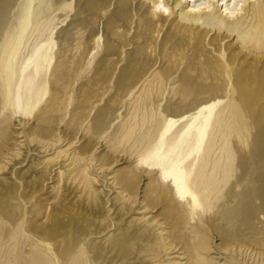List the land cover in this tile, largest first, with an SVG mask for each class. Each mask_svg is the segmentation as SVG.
<instances>
[{
  "label": "rangeland",
  "instance_id": "rangeland-1",
  "mask_svg": "<svg viewBox=\"0 0 264 264\" xmlns=\"http://www.w3.org/2000/svg\"><path fill=\"white\" fill-rule=\"evenodd\" d=\"M129 1L69 0L67 14L64 6L48 32L53 59L42 100L30 112L17 110L12 118L5 119L7 111H0V165L5 166L0 177H8L5 172L16 163V159L10 160L11 153L20 152L18 160L27 156L13 175L18 182L6 178L0 186V264L70 262L85 246L87 229L104 231L84 249L86 255H77L70 264H183L187 258V254L179 253L183 250L189 259L202 251L218 264H261L256 257L249 258V251L241 252L244 247L236 246L242 241L251 242L264 250V201L256 207L239 204L235 226L226 227L213 219L195 226L192 215L180 207L169 210L164 197L154 192L150 177L154 173L158 177L159 172L147 169L140 159L147 153L149 143L164 130V139L175 137L197 116L194 132L199 121L209 114L206 139L212 126L243 124L250 128L248 144H242L237 135L226 136L225 141L235 158L254 157L261 165L257 170L249 163L245 173L253 172L255 176L263 172L264 93L210 89L223 87L220 81L206 78L201 72L215 70L220 64L204 55L203 44L213 31L175 24L180 8H188L185 3L155 26L147 21L150 14L144 10L145 5L138 7L137 0ZM206 1L197 3L207 4ZM16 2L0 0V11ZM39 2L50 6L56 0ZM1 16L0 12V33L6 18ZM37 33L34 31L32 38ZM196 33L205 36L203 43L195 39ZM235 39L229 35L221 42L224 54V44ZM31 41H27L22 53L28 51ZM237 52L241 51L235 49L227 59H237L243 70L264 72V55ZM235 104L240 107V115L232 110ZM218 138L224 136L218 134ZM45 142L52 145L43 151ZM38 147L42 151L36 156L28 154L38 151ZM60 149L56 160L72 162L65 176L60 174V167L45 169L39 163ZM236 163L235 160L233 170L240 175L243 170ZM113 179L116 184L111 188ZM128 196L133 201L125 200ZM115 206L119 211L126 207L127 214H131L123 231L84 216L85 211H93L115 220ZM142 213L146 232L138 230ZM44 232L59 235L52 247L47 242L36 245L34 238ZM170 242L179 250L171 249Z\"/></svg>",
  "mask_w": 264,
  "mask_h": 264
},
{
  "label": "bare ground",
  "instance_id": "bare-ground-1",
  "mask_svg": "<svg viewBox=\"0 0 264 264\" xmlns=\"http://www.w3.org/2000/svg\"><path fill=\"white\" fill-rule=\"evenodd\" d=\"M137 1V5L135 6L143 7L145 5L146 8L144 7L145 9H143L150 14L147 21L155 26L163 23V19L166 21L173 12L177 11L176 8L178 9V7L185 3V7L188 8L185 10L180 8L181 11H178L180 12L178 15L179 18L175 24L190 29L201 28L206 30L207 33L213 31L212 36L203 44L205 48L204 55L212 57L214 60L219 61L220 64L215 70L209 69L207 71H201L204 72V77L220 81L223 84L222 88H210L212 91L264 93V72L243 70L239 67L237 59H227L235 49H238V51L243 52L245 55L257 57L264 55V0H207V4L197 3L199 0ZM17 2L10 8L8 7L0 11L2 14L1 17H6L4 27L0 33V111H7L3 115L5 119L12 118L11 116L17 110L30 112L42 100L44 92H46L47 71L53 59L52 47L48 44V32L51 29V23L54 18L62 13L64 6L66 15L68 6L70 5L69 0H56V3L50 6L42 2L40 3L39 0H17ZM173 2H175L174 5L170 6ZM131 3L128 5L130 9ZM221 7L223 8L222 11L220 10ZM144 10L143 13L145 12ZM137 14L139 15V13ZM168 24L171 25V22ZM34 31H38V33L35 38H32ZM68 31L69 25L65 27V42L67 41ZM44 32L45 34H42ZM229 35L236 37V39L233 42L230 40V42L224 44L227 51L224 54L219 46ZM30 39L32 41L28 51L22 53L24 45ZM195 39H200L203 43L205 36L197 34ZM241 52H237V54H241ZM232 110L237 115L241 114L240 107L237 104L232 106ZM196 120L197 116L193 117L187 123L188 126L175 137L164 139V134L167 131L164 130L154 141L149 143L147 153L140 159V163L146 164L149 170H158V177H155L154 173L150 177V180L154 187V192L164 197L167 201L169 210L173 211L177 207L182 208L185 214L192 215L191 218L195 220V226H201L211 219L219 220L226 227L230 225L235 226L234 219L240 215V213H237L239 204L243 203L244 206L256 207L258 202L261 203V201H264V169H262L263 172L255 176L253 172L251 175L245 173L244 170L248 169L247 165L249 163L252 164V167H257V170L261 165L255 161L256 159L254 157L235 158L231 151L232 148L225 141L227 139L226 136L237 135L242 144H248L246 139L248 138V134H250V128L243 124L223 125L215 128L212 126L210 136L206 139L208 134L207 129L211 122L210 115L208 114L201 119L199 125L193 132L192 126ZM218 134H221L224 138L219 140ZM42 145L43 151H45L52 144L45 142ZM39 151L41 152L42 150L39 148L38 151L32 150L28 154L36 156ZM61 152L62 150L60 149L55 155L52 154V156L41 160L39 162L41 164L40 166H43L45 169L58 166L62 170L60 174L64 176L65 173H70L71 161L66 162V159H62L58 162L56 160L58 154L60 155ZM19 154L20 152L16 151L11 153L10 160L16 159V163L13 164L14 167L11 170L5 172V174H8L6 178L16 183L18 181L13 176L16 174L15 170L21 169L24 159L27 158V156H24L18 160ZM235 160L237 162L236 166H239L243 170H240V175H236V169L233 170ZM262 166L264 167V165ZM4 167V165H0V171ZM6 178L0 177V186L3 187L2 184ZM109 184L111 188H114L116 183L113 179ZM258 185L259 187H257ZM128 199H130V196L125 200ZM130 200L133 201V198ZM117 206L114 207L112 213V217L115 220H110L111 217L93 211H87L88 213L85 211L84 216L94 218L101 223L107 222L108 226L113 225L114 230L123 231L128 227V218L131 214H127L129 209L126 207L123 211H119ZM87 210H89V206ZM138 218L141 221L138 230L140 232H146L147 227H145L146 224L144 223L146 219L144 218V213ZM261 219L262 224H264V217H261ZM109 221L110 223H108ZM103 231L104 229H97L95 231H89L87 229L84 232L85 246L81 247L73 258L69 259L70 262L74 261L77 255H86L84 249L87 250L89 244L93 241L96 242L101 237ZM58 236V234L50 235L44 232L41 233V236L34 238V241L37 246H40L43 242H47L52 247L53 241ZM243 238L244 236L242 240ZM164 239L166 241V238ZM169 246L171 249H176V244L173 245L172 242H170ZM236 247H244L241 252L245 250L246 254L249 251L247 254L249 258L252 256L254 260L256 257V262L260 261L261 264H264V250L259 246L251 242L242 241ZM230 248L227 247L229 250ZM178 250L176 249L175 251ZM179 253L187 254L188 259L185 257L186 261L184 263L218 264V261L214 262L215 258L213 256L207 257L202 251L190 259L186 250L180 251ZM181 259H184V257H181ZM67 261H65V264ZM70 262L68 261L69 264ZM155 262H158V260Z\"/></svg>",
  "mask_w": 264,
  "mask_h": 264
}]
</instances>
